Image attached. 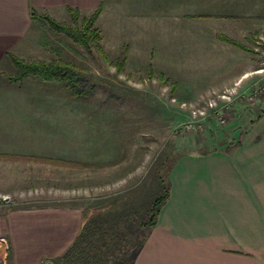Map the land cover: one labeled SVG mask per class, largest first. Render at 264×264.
<instances>
[{"label": "rangeland", "instance_id": "374dc122", "mask_svg": "<svg viewBox=\"0 0 264 264\" xmlns=\"http://www.w3.org/2000/svg\"><path fill=\"white\" fill-rule=\"evenodd\" d=\"M89 16L79 14L78 21ZM31 19L30 57L77 66L83 90H94L81 99L58 81L11 82L13 65L2 75L0 215L77 209L81 258L64 259L66 250L58 264H128L141 238L140 222L166 186L170 190L169 172L180 157L237 149L264 132V31L236 41L248 51L218 35L246 52V63H126L105 53L95 23L100 51ZM57 22L72 24L69 14ZM245 67L222 83L223 72ZM0 239L8 253L6 237Z\"/></svg>", "mask_w": 264, "mask_h": 264}, {"label": "crops", "instance_id": "0c3cea01", "mask_svg": "<svg viewBox=\"0 0 264 264\" xmlns=\"http://www.w3.org/2000/svg\"><path fill=\"white\" fill-rule=\"evenodd\" d=\"M99 6L104 51L126 63H246V52L218 35L240 42L264 31V0H0V80L12 71L9 55L36 60L28 54L31 10L60 21L68 9L89 16ZM244 72L220 78L225 84ZM244 144L174 163L168 199L132 264H264V132ZM81 222L71 208L2 214L1 253L7 264H58Z\"/></svg>", "mask_w": 264, "mask_h": 264}, {"label": "trees", "instance_id": "16d2710c", "mask_svg": "<svg viewBox=\"0 0 264 264\" xmlns=\"http://www.w3.org/2000/svg\"><path fill=\"white\" fill-rule=\"evenodd\" d=\"M67 12L71 18L72 24L57 22L48 15H39L33 10H31L30 13L32 18H37L38 20L41 19V21H43L52 31L64 34L84 48H89L90 45L93 44L94 47L100 51V47L97 44L99 35L97 29L94 28V23L101 12V6H99L89 17L82 18L80 22L78 21L79 12L77 10L68 9ZM220 39L248 51L247 48L236 41L230 40L223 36H221ZM9 58L16 70L14 75L7 76L11 82H19L27 77H35L46 83L58 81L65 85L73 97H78L81 99L86 98L87 95L91 94V92L94 90V86H91L89 89L87 88V90L84 91L81 86L84 80V76L81 72L83 70L61 59H56L49 62L42 60L26 62L13 55H9ZM122 64L123 62L118 64V70H121L120 66ZM168 187L169 186H166L165 191L161 196L156 197L152 201L149 211L145 213V219L140 222L139 233L141 238L137 240L135 244L134 254H136L141 249L150 233V230L155 225L158 214L168 198ZM82 233L83 229L80 231L69 249H67V251L64 253V259L68 257H74L76 255L77 260H80L82 252H80V248L78 246L82 238ZM133 257L129 258L127 261L128 264H132L134 259Z\"/></svg>", "mask_w": 264, "mask_h": 264}, {"label": "built area", "instance_id": "2783aa9c", "mask_svg": "<svg viewBox=\"0 0 264 264\" xmlns=\"http://www.w3.org/2000/svg\"><path fill=\"white\" fill-rule=\"evenodd\" d=\"M247 97H248V100L252 99V97L250 96V94H248ZM243 98L246 101V96H243ZM2 241L4 242V240L0 239V244H1ZM0 264H3V262L1 260H0Z\"/></svg>", "mask_w": 264, "mask_h": 264}, {"label": "water", "instance_id": "95a60500", "mask_svg": "<svg viewBox=\"0 0 264 264\" xmlns=\"http://www.w3.org/2000/svg\"><path fill=\"white\" fill-rule=\"evenodd\" d=\"M46 264H53L52 262H47Z\"/></svg>", "mask_w": 264, "mask_h": 264}]
</instances>
